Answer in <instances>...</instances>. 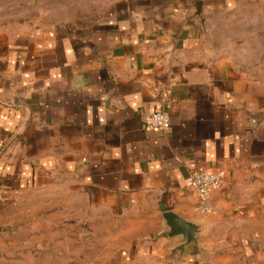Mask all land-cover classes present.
I'll return each instance as SVG.
<instances>
[{
  "label": "crops",
  "instance_id": "crops-1",
  "mask_svg": "<svg viewBox=\"0 0 264 264\" xmlns=\"http://www.w3.org/2000/svg\"><path fill=\"white\" fill-rule=\"evenodd\" d=\"M160 109L167 129L144 130ZM198 168L222 174L208 215L184 187ZM37 191L108 218L151 264H264V0L0 25V228Z\"/></svg>",
  "mask_w": 264,
  "mask_h": 264
},
{
  "label": "rangeland",
  "instance_id": "rangeland-1",
  "mask_svg": "<svg viewBox=\"0 0 264 264\" xmlns=\"http://www.w3.org/2000/svg\"><path fill=\"white\" fill-rule=\"evenodd\" d=\"M120 0H0V25L43 26L99 15ZM64 192L19 197L0 228V264H151L129 255L106 217L86 218ZM130 256V257H129Z\"/></svg>",
  "mask_w": 264,
  "mask_h": 264
},
{
  "label": "built area",
  "instance_id": "built-area-1",
  "mask_svg": "<svg viewBox=\"0 0 264 264\" xmlns=\"http://www.w3.org/2000/svg\"><path fill=\"white\" fill-rule=\"evenodd\" d=\"M169 116L165 110H156L147 115L143 128L146 131H165L168 127ZM222 174L219 172H207L198 168L189 173L184 181V187L195 195L194 210L200 215H208L212 212L211 193L222 186Z\"/></svg>",
  "mask_w": 264,
  "mask_h": 264
}]
</instances>
